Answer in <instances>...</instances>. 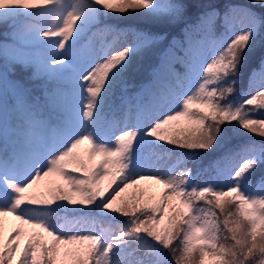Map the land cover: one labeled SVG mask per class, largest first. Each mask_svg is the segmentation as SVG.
Listing matches in <instances>:
<instances>
[{"label": "snow or ice", "instance_id": "obj_1", "mask_svg": "<svg viewBox=\"0 0 264 264\" xmlns=\"http://www.w3.org/2000/svg\"><path fill=\"white\" fill-rule=\"evenodd\" d=\"M0 26V264H264V0H0Z\"/></svg>", "mask_w": 264, "mask_h": 264}, {"label": "trees", "instance_id": "obj_2", "mask_svg": "<svg viewBox=\"0 0 264 264\" xmlns=\"http://www.w3.org/2000/svg\"><path fill=\"white\" fill-rule=\"evenodd\" d=\"M192 2L194 4H201V3H207L208 0H192ZM192 11L195 12L196 9L193 8ZM3 31H4L3 26H0V33H3ZM173 38L177 39L178 41L183 39L179 28H174V29H168L167 30V40L165 41V46L167 45V43L171 42L173 40ZM2 39H3V35L0 34V40H2ZM94 46H97L96 45V41H94ZM259 51H260V49L258 47L257 48V54L258 55H259ZM81 54L82 55H86L87 54V50H82ZM152 62L154 64L159 63V61H158V59L156 57L152 58ZM175 66H176L178 71H183V67L179 63H176ZM244 83H245V86H246V79H245ZM117 95H119V90H117ZM115 103L118 104L119 101L117 100ZM248 135L251 136L252 134L249 133ZM255 139L259 141L261 138L256 136ZM213 155H215V154H213ZM211 158H212V156H210V155L209 156H205L203 161L199 165H193L192 163L188 164L189 168H193L194 173H196L197 171L199 172V180L201 182L208 181L214 175V173L206 172V171L203 170L207 166V164H208V162H209V160ZM148 183L149 182H145V185L147 186ZM9 219H11V218H9ZM120 219L122 220L123 218L121 217ZM174 246H178V245H174ZM169 259L171 260L170 256H169ZM173 264H174V262H173Z\"/></svg>", "mask_w": 264, "mask_h": 264}, {"label": "rangeland", "instance_id": "obj_3", "mask_svg": "<svg viewBox=\"0 0 264 264\" xmlns=\"http://www.w3.org/2000/svg\"><path fill=\"white\" fill-rule=\"evenodd\" d=\"M177 40V39H176ZM178 41V40H177ZM98 41H96V45H98ZM178 54H181L182 55V53H179L178 52ZM173 68H174V70L176 71V72H183V71H178L177 70V68H176V66H175V64L173 65ZM118 115V114H117ZM173 162L172 161H168V160H159V161H153L152 163H151V166H153V167H159V168H161V169H166L167 167H170L171 166V164H172Z\"/></svg>", "mask_w": 264, "mask_h": 264}]
</instances>
